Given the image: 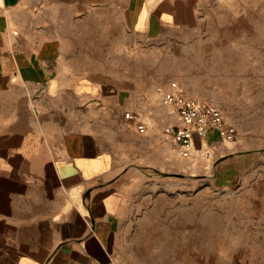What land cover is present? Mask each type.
Returning a JSON list of instances; mask_svg holds the SVG:
<instances>
[{"label": "crops", "instance_id": "crops-1", "mask_svg": "<svg viewBox=\"0 0 264 264\" xmlns=\"http://www.w3.org/2000/svg\"><path fill=\"white\" fill-rule=\"evenodd\" d=\"M198 2L0 0V264H125L118 227L143 173L232 175L264 159V137L213 130L182 156L163 133L174 110L139 66L127 76L125 52L171 50Z\"/></svg>", "mask_w": 264, "mask_h": 264}, {"label": "rangeland", "instance_id": "rangeland-1", "mask_svg": "<svg viewBox=\"0 0 264 264\" xmlns=\"http://www.w3.org/2000/svg\"><path fill=\"white\" fill-rule=\"evenodd\" d=\"M186 21L195 30L175 37L171 50L126 51L127 76L136 64L143 86L175 80L192 99L220 108L238 134L264 137V0H199L197 19ZM253 161L232 175L216 166L198 178L182 177L181 166L143 173L120 219L118 260L264 264V197L253 173L264 159Z\"/></svg>", "mask_w": 264, "mask_h": 264}, {"label": "built area", "instance_id": "built-area-1", "mask_svg": "<svg viewBox=\"0 0 264 264\" xmlns=\"http://www.w3.org/2000/svg\"><path fill=\"white\" fill-rule=\"evenodd\" d=\"M157 92L161 94L162 105L171 107L178 117V123L165 126L163 133L179 146L182 156L190 155L195 138L204 139L212 130L217 131L223 140H234L237 130L226 121L220 108L192 99L175 80L159 86ZM124 116L129 121H135L130 112ZM136 126L139 131L145 130L139 122Z\"/></svg>", "mask_w": 264, "mask_h": 264}]
</instances>
